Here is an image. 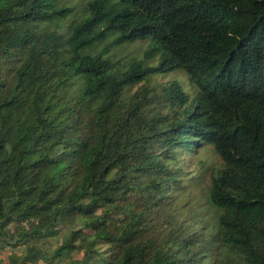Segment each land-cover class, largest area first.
<instances>
[{
  "label": "trees",
  "instance_id": "trees-1",
  "mask_svg": "<svg viewBox=\"0 0 264 264\" xmlns=\"http://www.w3.org/2000/svg\"><path fill=\"white\" fill-rule=\"evenodd\" d=\"M65 1L0 0V264H264V0Z\"/></svg>",
  "mask_w": 264,
  "mask_h": 264
},
{
  "label": "rangeland",
  "instance_id": "rangeland-1",
  "mask_svg": "<svg viewBox=\"0 0 264 264\" xmlns=\"http://www.w3.org/2000/svg\"><path fill=\"white\" fill-rule=\"evenodd\" d=\"M89 1L91 0H66L65 3H69L70 6L74 8V12L81 13ZM151 43V40L136 41L133 44L128 45L124 51H121L119 57L122 60L124 59V61H130L134 58H137L139 60L143 59ZM153 80L154 81L148 82L149 88L155 83L167 84L169 82L176 81L182 84L185 91L188 92L191 97H194L197 94V90L190 85L187 75L182 71L174 72L167 76H157ZM141 85L142 83L135 87L134 90H136ZM220 165V160L213 154V152L209 148L205 149L204 151L198 150L197 154L190 159V162L188 164L190 168H192L193 170L195 169L197 172H199L202 167L204 169H208L211 167H219ZM194 193L195 195H197L196 192ZM59 229L60 232L58 236L53 239L40 240L36 242V244L34 245V249H43L45 251L53 252L62 244L64 238H66L69 233V229L65 225H61ZM3 252L4 257H6L8 253H17L20 256L25 254L23 246H20L16 249L7 248ZM75 256L76 258L81 257L77 253L75 254ZM29 262L31 264H52L40 258L37 252L29 258Z\"/></svg>",
  "mask_w": 264,
  "mask_h": 264
}]
</instances>
